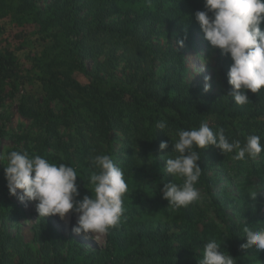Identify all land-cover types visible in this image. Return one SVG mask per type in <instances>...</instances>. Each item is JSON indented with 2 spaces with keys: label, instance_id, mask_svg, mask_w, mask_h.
<instances>
[{
  "label": "trees",
  "instance_id": "trees-1",
  "mask_svg": "<svg viewBox=\"0 0 264 264\" xmlns=\"http://www.w3.org/2000/svg\"><path fill=\"white\" fill-rule=\"evenodd\" d=\"M18 10L22 17L31 16L40 40L51 38L50 49L55 50L47 58H34L33 65L41 70L35 78L44 89L42 101L28 93L17 95L24 80L18 79L20 66L11 50H0V106L6 98H16L18 113L36 128L31 139L35 151H26L74 167L81 179L80 193L90 195L94 194L86 157L93 149L108 154L123 169L129 192L124 197L125 217L105 236L103 247L85 249L70 236L52 235L42 219L34 234L38 249L33 251L3 229L13 210L0 167V264H198L211 239L223 241L221 249L231 256L239 255L243 227L263 228L264 211L254 210L243 222L229 220L223 189L217 187L225 180L241 189L254 180L263 183L264 153L257 160L238 161L234 154L223 155L212 146L202 150L198 163L203 171L195 185L204 191L202 206L198 202L171 212L159 191L171 180L182 183L164 171V160L174 155L178 130L199 127L206 120L213 129H224L230 142L243 143L255 134L264 144V90L249 92L250 102L238 106L230 95L199 94L183 83L185 61L174 43L185 34L189 43L201 30L193 14L204 10V0H51L42 8L36 0H20ZM162 33L168 38L165 53L158 44ZM60 37L67 44L57 50ZM156 59L166 62L165 76L155 72ZM120 60L128 69L125 81H110L105 74ZM85 61L92 79L82 83L70 72L85 68ZM55 98L62 103L59 110L49 104ZM160 120L167 121L168 136L156 129ZM2 134L0 127V138ZM14 137L11 151H24L17 147L22 136ZM161 141H168L163 151L158 147ZM141 207L145 212L160 208L165 215L150 222L144 220ZM207 211L215 220H209Z\"/></svg>",
  "mask_w": 264,
  "mask_h": 264
},
{
  "label": "clouds",
  "instance_id": "clouds-1",
  "mask_svg": "<svg viewBox=\"0 0 264 264\" xmlns=\"http://www.w3.org/2000/svg\"><path fill=\"white\" fill-rule=\"evenodd\" d=\"M193 15L210 48L231 61L227 71L231 90L227 95L236 105H247L249 92L257 94L264 90V28L261 27L264 24V0H204V10H197ZM186 39V34L178 37L177 48H183ZM204 60L201 68H196L198 72L209 63L208 58L204 57ZM210 81L211 76L205 75V92L211 88ZM155 127L165 133L167 121H157ZM176 135L178 139L172 143L171 151L174 155L164 160V171L166 176L179 178L182 183L171 180L159 189L171 212L200 201V192L195 185L203 171L198 163L202 150L212 146L223 155L234 154L232 158L238 161L257 160L264 153L259 135H248L243 143L238 139L230 142L224 129H213L206 120L199 127L178 130ZM158 147L161 151L167 149L168 141H161ZM86 160L94 195L87 192L81 197L77 183L79 176L74 167L51 163L40 155L30 156L27 151L12 150L0 154V164L4 166L3 162L7 161L4 176L9 195L21 203L35 202L38 217L58 216L68 223L75 216L71 231L92 239L96 235L106 236L111 229L121 225L124 197L129 188L123 169L110 155L97 154L93 149ZM257 192L252 193V199ZM243 233L246 242L240 245L242 250H264V229L254 231L245 224ZM222 243L209 240L198 264H237L235 258L221 249Z\"/></svg>",
  "mask_w": 264,
  "mask_h": 264
},
{
  "label": "rangeland",
  "instance_id": "rangeland-1",
  "mask_svg": "<svg viewBox=\"0 0 264 264\" xmlns=\"http://www.w3.org/2000/svg\"><path fill=\"white\" fill-rule=\"evenodd\" d=\"M36 2L42 8L49 5L51 0H36ZM19 3L20 0H0V50H11L20 66L21 71L19 72L18 79L20 81L21 79L24 80L20 82L21 84L18 87L20 91L17 95L28 93L42 101L44 89L41 82L35 78L36 75L41 74V70L37 64L35 66L33 65L34 58L41 57V59H44L47 58V54L52 56L55 51L54 49H50L51 45H53V40L51 38L44 39V41L40 40L38 24L32 21L31 16L30 19L29 17H22L23 12H19L18 10ZM26 18L29 20L26 21ZM19 19H22V21ZM54 30H57V28H54ZM167 40L168 38L162 33L159 37L158 44L163 48V53H165L167 48ZM152 42L155 43L157 40H152ZM66 44L67 40L60 37L59 41L55 44L56 49L58 50ZM174 46L177 48L176 42ZM178 49L182 52L185 61L186 70L183 76V83L196 90L199 94L203 93L216 98H226L228 96L227 94L231 90V86L227 83V71L231 61L227 57H222L218 50L210 48L208 42L203 38L201 30H196L193 40L185 43L183 48ZM204 57L209 59V63L204 67L203 71L198 72L197 69H200L201 65L205 62ZM163 59H156L154 63L155 72L161 76H165L168 72L166 62H163ZM88 67L89 63L85 61V68H74L70 73L78 81L86 83L92 79L90 74L87 73ZM127 71L128 69L124 61L120 60L115 66L110 68V73L105 75L110 81L117 80L124 82ZM205 75L211 76V88L207 92L203 90ZM27 77L30 78L27 79ZM49 104L55 110H59L62 106V103L57 98L49 101ZM0 111L3 116L0 118V127L3 131L0 138L1 154L10 152L16 146L14 142V135L16 134L22 136V139L17 144L19 149L26 151L29 148L35 151L33 148L34 141L31 139L35 136L36 128L32 125L31 120L18 113L16 98H6L5 102L0 106ZM24 142H27V147L23 145ZM49 162L54 163L52 161ZM3 164L6 166L7 161H4ZM4 166L0 164L3 170ZM219 177L222 176H217V178ZM79 181L81 180L77 178V183H80ZM225 181L220 183L217 189L220 187L223 189V197L221 199L224 212L227 213V216L230 218L229 220L236 223L243 222L246 221L247 215L249 216L254 210L261 209V211H264V182L259 185L254 180L246 189H241L237 184L229 183L227 180ZM196 188L200 192L201 199L199 205L202 206L203 203L201 200L205 197L204 191H202L200 186ZM254 192H257V195L255 199H252V193ZM6 193L12 201L13 214L5 219L3 229L11 236H19L22 243L27 247H31L33 251L38 249L34 234L38 222L42 219L50 225L52 235L61 234L65 237L70 236L71 240L77 242L85 249L101 248L104 246L105 236L96 235L91 239L86 238L84 234L77 235L71 231L72 225L75 224V216H72L68 223L61 221L58 216L38 217V213L35 210V202L21 203L15 196L9 195L8 189H6ZM86 194L81 193V197ZM139 211L142 212V215L144 214V220L150 221L152 219L150 222L157 218H163L165 215L164 210L155 207L148 209L146 212L141 207ZM206 215L209 220H215L211 211H207ZM124 217L123 215L122 219ZM261 229H264V227ZM243 236L244 233L242 230L240 234L241 244L246 242ZM232 257L236 259L237 264H264V250L260 252H255L253 249L243 250L239 255ZM15 258L16 254L14 256Z\"/></svg>",
  "mask_w": 264,
  "mask_h": 264
}]
</instances>
